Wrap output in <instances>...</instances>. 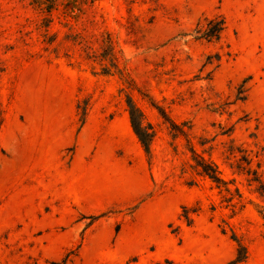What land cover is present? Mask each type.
<instances>
[{"label":"rangeland","instance_id":"obj_1","mask_svg":"<svg viewBox=\"0 0 264 264\" xmlns=\"http://www.w3.org/2000/svg\"><path fill=\"white\" fill-rule=\"evenodd\" d=\"M0 264H264V0H0Z\"/></svg>","mask_w":264,"mask_h":264},{"label":"trees","instance_id":"obj_2","mask_svg":"<svg viewBox=\"0 0 264 264\" xmlns=\"http://www.w3.org/2000/svg\"><path fill=\"white\" fill-rule=\"evenodd\" d=\"M200 25V24H199ZM224 29V21L218 20L217 18L207 20L205 25H201L198 29L199 36L198 38L213 40L219 39L221 33ZM128 110L130 113L131 123L134 128L136 135L138 136L144 150L149 153L150 152V144L152 142V138L154 136V132L151 131L152 127L150 124H143L144 115L140 107L135 103L132 97L128 98ZM203 172H205L210 178L214 181L222 182L221 178L218 176V172L216 168L209 164H204L202 166ZM244 249V246H242ZM245 259V256L242 254L238 258V262Z\"/></svg>","mask_w":264,"mask_h":264}]
</instances>
